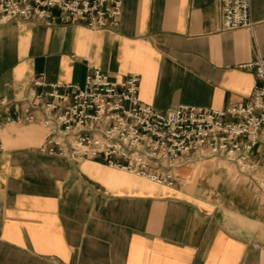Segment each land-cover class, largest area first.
Segmentation results:
<instances>
[{
  "label": "crops",
  "instance_id": "0c3cea01",
  "mask_svg": "<svg viewBox=\"0 0 264 264\" xmlns=\"http://www.w3.org/2000/svg\"><path fill=\"white\" fill-rule=\"evenodd\" d=\"M250 29L224 31L220 0H124L115 30L16 21L0 27V264H264V129L241 170L184 157L166 187L42 153L48 131L20 107L32 83L82 87L92 68L140 77L160 113L249 103L243 67L264 58V0ZM2 99L9 104L2 106Z\"/></svg>",
  "mask_w": 264,
  "mask_h": 264
},
{
  "label": "built area",
  "instance_id": "2783aa9c",
  "mask_svg": "<svg viewBox=\"0 0 264 264\" xmlns=\"http://www.w3.org/2000/svg\"><path fill=\"white\" fill-rule=\"evenodd\" d=\"M123 1L0 0V27L37 21L46 26L115 30L121 22ZM220 4L224 31L251 28V0H220ZM243 68L256 78L251 100L226 110L180 106L160 113L140 101L138 75L117 84L94 67L82 87L34 81L26 98L18 102L28 107V115L7 116L4 123H30L39 115L48 131L42 153L74 162L100 161L166 187L175 183L172 169L190 155L225 160L246 170L252 168L247 161L264 129V58ZM1 104L9 102L2 99ZM1 125L0 121V129Z\"/></svg>",
  "mask_w": 264,
  "mask_h": 264
}]
</instances>
